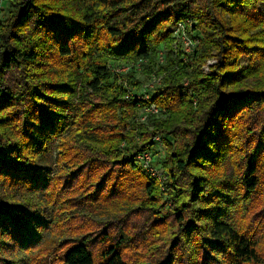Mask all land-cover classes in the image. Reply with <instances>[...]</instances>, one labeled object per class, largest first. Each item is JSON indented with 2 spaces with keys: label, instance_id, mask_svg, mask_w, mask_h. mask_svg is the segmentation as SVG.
I'll return each instance as SVG.
<instances>
[{
  "label": "trees",
  "instance_id": "16d2710c",
  "mask_svg": "<svg viewBox=\"0 0 264 264\" xmlns=\"http://www.w3.org/2000/svg\"><path fill=\"white\" fill-rule=\"evenodd\" d=\"M11 2L8 17L0 15V264H37L29 256L8 259L3 248L11 243L1 238L12 235L26 253L41 244L50 218L80 199L70 196L80 186L53 185L51 179L56 144L67 133L60 155L71 170L80 167L69 175L81 185L92 179V186L121 184L127 173L143 188L140 209L154 212L172 203L179 230L165 264H172L184 234L194 231L201 264H264L261 239L242 221L252 218L264 227V0ZM187 21L193 26L188 33L200 32L201 39L185 61L182 52L175 55L168 29ZM100 31L115 44L111 51L140 62H151L154 46L168 42L163 84L148 101L129 94L145 86L134 70L115 73L117 81L110 83L112 73L98 61L88 64L79 94V72ZM243 55L252 61L237 73ZM211 59L216 64L206 74L202 69ZM188 69L192 75L184 84ZM151 104L166 116L149 114L130 129L136 110ZM156 137L175 140L163 204L164 192L138 159ZM124 182L122 188L134 187ZM86 189L80 205L91 202L92 208L95 194L84 196ZM88 237L66 251L63 264H129L124 237L109 230Z\"/></svg>",
  "mask_w": 264,
  "mask_h": 264
},
{
  "label": "rangeland",
  "instance_id": "374dc122",
  "mask_svg": "<svg viewBox=\"0 0 264 264\" xmlns=\"http://www.w3.org/2000/svg\"><path fill=\"white\" fill-rule=\"evenodd\" d=\"M11 1L12 0H10L7 5H4L5 8L1 13V20L8 17V13L12 8ZM261 12L264 14L263 6H261ZM168 31L174 40L172 48L175 55L180 57V52H182V60H188L194 52V49L200 44V32H197L195 34L196 38H193L195 40L194 46L192 47L193 52L190 55H187L185 52L187 50L185 42L174 35L173 27H170ZM85 44L86 42H84V45ZM114 46L115 44H113V42L104 35L102 31L96 33V38L92 47V49H95L94 53L92 51L90 52L88 63H86L79 72L81 78L78 90L79 94L81 93L82 88H84L86 81L85 77L90 68L88 64L90 65L92 62L98 61L100 64L107 66L112 73L113 80H110V83L115 80L117 81L115 73H124L134 70L136 72L134 73V77L138 80L144 81L145 86L142 89L131 90L129 94L132 96L134 95L135 97H143L147 95L150 99L155 95L157 87L163 84V77L166 75V73L160 72L163 66L169 65L167 63V54L170 49L168 47V42L164 41L157 43L154 46V54L151 57V62H140L139 60H136L133 55H118L115 51H111ZM212 52L213 54L216 53L215 50H212ZM163 57H165L164 60ZM213 61H215V59L209 60L207 64L203 66L202 70L204 73L208 74L205 72L204 68L209 66V63ZM251 61V56L243 55L239 57L237 62V73H240V71L249 67ZM127 67L129 70H127ZM170 67L172 68L173 66ZM124 69L127 71H124ZM192 71V69H188L184 73V84L189 82L187 76H191ZM120 80L121 83H123L128 81V78H122ZM147 86L151 87L146 88ZM144 91H146L145 94ZM83 95L88 97L85 92ZM78 97L79 95L77 96L76 101H78ZM70 113L71 112H68L66 115H69ZM165 114L166 111L158 116L165 117ZM145 115L146 111L144 109L136 110L135 117L130 121V129L133 128L135 124L145 123ZM78 129V126L73 128L75 132L74 134H77L76 131H78ZM68 136L69 133L65 134L62 141L59 140L56 144L52 159L53 172L51 174V179L53 185L56 184L59 186L58 182L62 185V182L68 181L71 185L80 186L74 195H70L71 197L80 196L78 197L80 199H77V201L74 202L75 206L72 209H66V213H60L56 218L51 217L49 223L51 225H49L46 231H44L45 235L41 240V244L32 247L26 253L21 250L19 241L13 239L12 235L3 236L1 240L11 243L10 246L3 248V251H6L7 258L13 260L15 256H17L18 259L28 258L29 256L30 260L37 264H63L66 251L73 245L79 243L84 238L87 239L88 236H90L88 238L96 237L99 233L103 234L104 231L109 230L116 238H125L126 244L123 251L125 259L129 264H165L170 255L169 245L172 244L174 237L179 230V228H176L173 216L170 213L172 203L170 202L165 206L161 205L162 208H160L159 211L154 212L140 209L142 199L139 197L144 195L143 188L140 185V180L137 179L135 182L132 181L134 179L133 176L127 173L126 176L119 181L121 184L114 183L115 181L112 180H107L103 181L104 183L101 187L98 183L97 185L92 186L91 183L95 181L92 179V181L89 180L87 184L81 185V180L76 174H74L75 176L69 175L71 172L73 173L80 170V167L76 166L71 170L63 163L62 155H60V152L63 151V145H66L65 142L67 141L66 138ZM167 138L168 139H162L161 137H156L153 140L152 148L149 150L152 157L151 166L154 170L153 175L148 173V171L143 168L142 163H140L144 174H147L152 179L154 178L159 184L160 191L164 192L161 204L166 200H169V195L166 189V184L168 182V168L166 161L170 145L175 149L174 138ZM124 179L128 180L129 184L134 187L127 189V186L123 185L122 188V184H125ZM98 182H101L100 179ZM85 188H87V191L83 194L84 196L87 193H89V195L93 193L95 194L93 200L95 207H90V204H93L91 202H89V208L88 203L80 205L82 202L80 192ZM29 202L32 206H36L34 202ZM68 206L69 205L66 203L65 207L67 208ZM242 221H244V226L247 232L249 230L250 234H254L261 239L260 247L264 251V227L254 226L252 218L245 219L244 217ZM198 237L196 231L192 232L189 236L184 234L182 240L178 244V248L172 252V264H201V260H199L201 253H196L197 246H199L197 245ZM189 247L191 248L189 249ZM213 252L214 251L212 250L211 253ZM189 256L193 263L187 260Z\"/></svg>",
  "mask_w": 264,
  "mask_h": 264
},
{
  "label": "built area",
  "instance_id": "2783aa9c",
  "mask_svg": "<svg viewBox=\"0 0 264 264\" xmlns=\"http://www.w3.org/2000/svg\"><path fill=\"white\" fill-rule=\"evenodd\" d=\"M10 0H0V15L3 11V9L5 8L4 5H7L9 3ZM190 26L191 28V22L187 21V22H179L178 24H176L175 26H173V33L175 36L181 38L184 42H185V46L187 48V50L185 51L186 54L190 55L193 52L192 47L194 46V39L195 37V32L192 31V29L190 30V32L188 33V27ZM193 27V26H192ZM164 60V57H163ZM216 61H213L211 63H209V66H206L204 68L205 72L210 73V67L215 65ZM127 70H129V68L127 67ZM126 69H124V71H127ZM151 87V86H147L146 88ZM146 93V91H144V94ZM131 95V94H130ZM132 96V95H131ZM138 99H141L143 101H148L149 96L145 95V96H138ZM144 110L146 111V115H145V119L149 114H155V115H159V114H163L165 113L164 110H162L160 107H158L155 104H151V105H147L144 107ZM144 119V120H145ZM138 159L140 161V163H142V166L145 170L148 171V173H150L151 175L154 174V170L151 166L152 164V157L150 155L149 152L143 153L140 156H138Z\"/></svg>",
  "mask_w": 264,
  "mask_h": 264
}]
</instances>
